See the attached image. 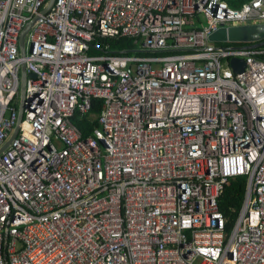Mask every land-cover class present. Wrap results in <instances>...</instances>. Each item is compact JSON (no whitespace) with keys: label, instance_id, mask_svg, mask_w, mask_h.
Masks as SVG:
<instances>
[{"label":"built area","instance_id":"obj_1","mask_svg":"<svg viewBox=\"0 0 264 264\" xmlns=\"http://www.w3.org/2000/svg\"><path fill=\"white\" fill-rule=\"evenodd\" d=\"M49 2L0 0V264H264V41L210 40L264 0Z\"/></svg>","mask_w":264,"mask_h":264},{"label":"trees","instance_id":"obj_2","mask_svg":"<svg viewBox=\"0 0 264 264\" xmlns=\"http://www.w3.org/2000/svg\"><path fill=\"white\" fill-rule=\"evenodd\" d=\"M233 7H239L242 3L250 0H226ZM127 43L129 47L131 42L127 39L124 40H113V47ZM103 107V101L99 99L94 100V105L91 114L82 118L77 115L75 122L79 125L81 130L86 136H89L93 129L98 125L95 117L99 114ZM247 180L245 177H240L233 180L230 185L226 186L223 194L219 199V208L226 218V232H231L235 220L238 216L239 211L242 208L245 192H246Z\"/></svg>","mask_w":264,"mask_h":264},{"label":"water","instance_id":"obj_3","mask_svg":"<svg viewBox=\"0 0 264 264\" xmlns=\"http://www.w3.org/2000/svg\"><path fill=\"white\" fill-rule=\"evenodd\" d=\"M55 0H50L46 10L44 13L46 14L51 7L53 6ZM32 26L27 27L25 30L22 38H21V49L23 56L26 55V46H25V39L27 34L29 33ZM210 40L213 42H226V41H232V42H255V41H264V25L260 26H246V27H233L229 29H219L217 32L213 33L210 37ZM264 45V43H263ZM233 66L238 72H243L245 62L243 60L234 59L232 61ZM26 70V67L24 66V71ZM26 77V75H25ZM23 93H25L26 86H25V78L23 81V87H22ZM23 110H21L20 114V122L23 121ZM18 134V128L12 137L10 141L0 150V155L8 149V147L12 144V141L16 138Z\"/></svg>","mask_w":264,"mask_h":264},{"label":"rangeland","instance_id":"obj_4","mask_svg":"<svg viewBox=\"0 0 264 264\" xmlns=\"http://www.w3.org/2000/svg\"><path fill=\"white\" fill-rule=\"evenodd\" d=\"M228 4L231 6V7H233L229 2H228ZM241 6V5H240ZM239 6V7H240ZM239 7H233V8H239ZM118 48L119 49H122V50H129V45H127V43H124V44H121V45H118ZM135 49L136 50H140V45H137V46H135Z\"/></svg>","mask_w":264,"mask_h":264},{"label":"crops","instance_id":"obj_5","mask_svg":"<svg viewBox=\"0 0 264 264\" xmlns=\"http://www.w3.org/2000/svg\"><path fill=\"white\" fill-rule=\"evenodd\" d=\"M113 50H120V49L118 48V45H117V47H113Z\"/></svg>","mask_w":264,"mask_h":264}]
</instances>
